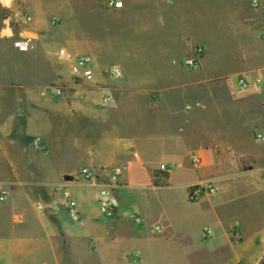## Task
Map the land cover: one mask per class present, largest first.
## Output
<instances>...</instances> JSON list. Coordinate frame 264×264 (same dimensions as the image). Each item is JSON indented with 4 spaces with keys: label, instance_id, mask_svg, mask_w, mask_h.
I'll use <instances>...</instances> for the list:
<instances>
[{
    "label": "crops",
    "instance_id": "obj_1",
    "mask_svg": "<svg viewBox=\"0 0 264 264\" xmlns=\"http://www.w3.org/2000/svg\"><path fill=\"white\" fill-rule=\"evenodd\" d=\"M117 1L119 9L102 0L0 5V31H12L0 36V264H129L134 253L118 245L146 230L211 250L234 230L243 245L232 248L236 261L247 241L261 255L264 141L255 134L264 135V0L258 9L250 0ZM21 12L29 24L18 21ZM24 38L31 45L20 52L13 43ZM195 46L203 55L187 69ZM79 56L90 60L86 78ZM116 167L117 214L107 220L98 187L75 175L88 168L99 185ZM193 185L213 192L190 201ZM174 203L195 236L163 212ZM151 206L163 230L150 224ZM190 210L211 223H193Z\"/></svg>",
    "mask_w": 264,
    "mask_h": 264
},
{
    "label": "rangeland",
    "instance_id": "obj_2",
    "mask_svg": "<svg viewBox=\"0 0 264 264\" xmlns=\"http://www.w3.org/2000/svg\"><path fill=\"white\" fill-rule=\"evenodd\" d=\"M143 201L144 204L147 205V200L145 199ZM167 208L168 209H164L163 212L171 216L172 220H175L178 231L182 233L189 230L194 235L196 231L194 226L185 227L182 219L183 214L180 212L182 208L180 203H174L172 208ZM148 212L150 224H154L153 226L156 224V226L163 230L162 224H160L161 222H156L159 221L160 217L154 206H151ZM189 213L192 216L193 223H198V225L211 223L209 219L201 220L197 218L194 210H190ZM235 233L234 230L230 231L231 241H228L227 244L219 242L222 244L216 245L214 250H211V248L200 246L197 241H186L185 239L179 238L159 240L153 238V233L146 230L133 237L131 240H126L129 242H120L118 251L119 253L125 251L128 254H135L138 252L142 264H264V253L259 256L258 253H256V248H258V250L262 249V247H260L261 245L258 247L256 241H247L242 258L239 261L235 260V257L231 254L232 248L238 249L243 247L241 241L238 240V242L235 243L236 238L233 237ZM192 239L191 237V240Z\"/></svg>",
    "mask_w": 264,
    "mask_h": 264
},
{
    "label": "built area",
    "instance_id": "obj_3",
    "mask_svg": "<svg viewBox=\"0 0 264 264\" xmlns=\"http://www.w3.org/2000/svg\"><path fill=\"white\" fill-rule=\"evenodd\" d=\"M103 5L107 8L119 9L122 7V3L117 0H102ZM262 4V0H250V6L253 9H258ZM18 21L22 24H29L31 22V17L24 13L18 14ZM261 37L264 38V31L261 32ZM31 38H24L21 40H17L13 43L15 49L20 52L26 51L31 45ZM204 48L202 46H195L192 48V56L187 58L184 61V65L187 69H195L198 66V60L203 55ZM76 66L81 70L82 77H88L90 75V60L86 56H79L75 59ZM109 73L112 76H118L119 70L115 67L109 69ZM238 85L240 87H248L249 84L244 79H239ZM53 94H60L59 89H51L50 91ZM255 139L259 141H264V135L255 134ZM34 144L37 147H42V143L38 140H34ZM191 162L194 165L198 164V159L195 157L191 158ZM159 170L162 172H167L168 168L165 165H161ZM121 173V168L116 167L112 170V172L107 176V180L104 183L96 184L93 172L88 168H81L75 175L76 179L82 180L89 184L98 187V194H97V205L100 210V214L104 219L112 220L117 214V199L115 195V188L117 183V177ZM204 190L206 192H213V189L210 185H207L204 189L201 185H193L188 188V198L190 201H197L203 194ZM7 192L5 189H0V202L3 201ZM73 200L70 197H66L64 201V207L68 210L70 216L73 220L79 221V216L73 208ZM133 220L136 224L142 223V218L140 216H133ZM157 231L159 230L158 227L155 228ZM211 235V230L209 228L203 229V236L207 237ZM233 237L236 238L235 243L238 242L239 237L238 234H233ZM129 264H141V260L139 254L136 253L131 255L127 258Z\"/></svg>",
    "mask_w": 264,
    "mask_h": 264
},
{
    "label": "clouds",
    "instance_id": "obj_4",
    "mask_svg": "<svg viewBox=\"0 0 264 264\" xmlns=\"http://www.w3.org/2000/svg\"><path fill=\"white\" fill-rule=\"evenodd\" d=\"M13 0H0V5H3L6 8H10L12 6ZM5 25L9 24V21L6 19L4 21ZM11 36L12 35V31L10 27H6L4 30L0 31V36Z\"/></svg>",
    "mask_w": 264,
    "mask_h": 264
},
{
    "label": "trees",
    "instance_id": "obj_5",
    "mask_svg": "<svg viewBox=\"0 0 264 264\" xmlns=\"http://www.w3.org/2000/svg\"><path fill=\"white\" fill-rule=\"evenodd\" d=\"M164 179H166V175L165 176H163V178L161 179V180H163L164 181ZM161 182H159V184H160ZM155 184H157L156 182H155ZM161 184H163V183H161Z\"/></svg>",
    "mask_w": 264,
    "mask_h": 264
}]
</instances>
